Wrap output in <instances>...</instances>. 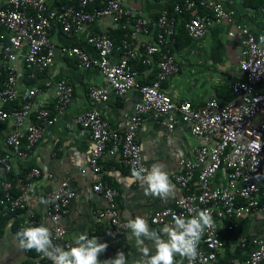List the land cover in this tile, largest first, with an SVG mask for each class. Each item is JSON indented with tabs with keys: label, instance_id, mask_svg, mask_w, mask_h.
<instances>
[{
	"label": "built area",
	"instance_id": "built-area-1",
	"mask_svg": "<svg viewBox=\"0 0 264 264\" xmlns=\"http://www.w3.org/2000/svg\"><path fill=\"white\" fill-rule=\"evenodd\" d=\"M62 1L65 5L59 9L51 8L48 0H8L6 4H0V126L11 123L15 127L4 141L7 151L0 155V207L5 208L7 214L23 212L21 227L41 225L37 213L29 206V194L35 180L43 176L42 170L32 168L26 175L7 181H1V177L11 173L13 157L28 160L42 141L46 128L56 122L52 110L38 100L42 88L19 87L17 63L24 61L26 68L33 70L29 77H35L37 72L43 73L55 63L58 50L52 42L55 26L65 37H70L89 24L109 18L128 31L121 47L116 46L109 34L88 40L97 52V59L77 46L59 47L61 54L74 58L80 69H96L106 80L105 85L89 89L92 109L71 123V127H82L90 133L92 149L88 168L98 177L92 190L107 203L97 215L99 219H109L120 234L128 229V221L120 219L117 190L100 178L101 160L105 156L117 157L120 165L130 172L132 168L149 169L139 143V131L146 116L156 119L169 131L184 124L193 136L203 139V145L195 149L192 157L179 161L182 172L177 173L174 180L180 188L187 189L197 177L200 192L186 195L174 206L143 218L148 224L164 226L172 222L174 214L190 218L197 210L211 209L216 227L205 231L195 264H218L225 243L217 222L264 215V43L260 40L264 31L257 33L240 23L237 11L227 7L226 0H183L175 5L176 15L198 8L210 12L196 16L186 24V31L193 40L203 39L209 28L219 23L235 26L242 37L239 69L243 79L230 84L231 99L220 102L213 98L202 109H196L187 100H174L163 87L180 72V64L172 51L177 18L168 9L152 21L148 16L126 8V0ZM98 3H101L99 8ZM260 23L264 30V8ZM152 36L154 40L147 42L144 50L137 47L141 37ZM133 62L155 69V80L143 83L140 80L142 71L135 68ZM45 87L51 88L52 83L46 82ZM54 87L55 111L61 114L73 97V88L66 80H60ZM133 90L139 92L140 99L135 103L127 129H113L101 107L111 95L123 98ZM81 171L84 173L85 169ZM219 173L224 174L223 185L213 183ZM76 197L77 191L68 180L52 192L39 196L40 202L47 201L44 218L55 225L53 244L66 250L73 243L67 240V230L61 221ZM246 242L247 239H243L241 246L245 247ZM254 244L256 248L246 264L264 263V241L254 240ZM31 264L49 263L38 260Z\"/></svg>",
	"mask_w": 264,
	"mask_h": 264
},
{
	"label": "crops",
	"instance_id": "crops-1",
	"mask_svg": "<svg viewBox=\"0 0 264 264\" xmlns=\"http://www.w3.org/2000/svg\"><path fill=\"white\" fill-rule=\"evenodd\" d=\"M7 1L0 0V4L4 5ZM182 1L126 0L125 5L126 8L142 13L154 21L164 9H168L170 6L175 7ZM48 3L53 9H59L65 5L62 0H48ZM226 6L235 8L240 23L257 33L264 31L260 23L263 9L256 10L248 7L242 0H226ZM206 14H210V12L198 8L192 12L173 15L177 18V25L181 26L183 18H189L188 22H190L194 17ZM188 22L184 24L185 28ZM120 29L125 34L128 32L111 19L103 18L96 23L87 25L81 32L65 37L60 28L55 26L52 32V42L58 50L55 63L50 69L43 73L37 72L35 77H29L33 70L26 68L22 60L17 63L19 87L21 89L42 88L43 93L38 97V100L42 105L52 110L56 122L53 126L46 128L42 141L28 160L21 161L19 158L13 157L10 164L16 169L22 167V171L28 167L42 170L43 176L35 180L34 187L29 194V206L37 213L41 224L49 227L52 237L55 225L51 220L44 218L46 207L39 201V196L52 192L61 182L68 180L77 191V197L61 221L67 230V240L74 244L73 238L79 234L86 233L89 238L95 236L99 242L109 244L107 251L99 257L101 261L115 258L118 251H123L127 256L128 264H136L140 253L137 251L135 239L130 236V230L127 229L120 234L109 219H99L97 215L100 209L106 208L107 203L92 190L98 177L88 168L92 149L90 133L82 127H71L72 121L77 116L86 113L93 107L89 89L93 86L105 85L106 80L98 70L80 69L74 58L61 54L59 51L61 46H77L87 51L93 59H97V52L89 44V38L102 34H109L112 37ZM153 40V36L141 37L136 45L139 49L144 50L147 42ZM242 51V37L235 26L226 23L212 25L203 39L193 40L190 45L177 53L176 58L180 64V72L163 84L165 92L176 101L191 102L196 109H202L206 102L213 98L220 102H227L228 100L222 96L223 88L229 87L235 80L243 79V73L239 69ZM138 63L133 62L134 67ZM137 69L139 68L137 67ZM155 77L156 70L146 67L142 71L140 80L149 84L155 80ZM60 80H66L73 88V97L61 114L55 111L54 90V86ZM48 81L52 83L51 88L45 87ZM139 99V92L134 90L123 98L111 95L109 101L101 107V111L113 129L125 131L134 113L135 103ZM33 117L35 118V114ZM14 128L11 123L0 126V155L7 151L4 141ZM139 143L142 146L144 161L149 169L157 163L165 166V171L169 174L170 181L174 185V191L167 199L163 200L145 196L146 186L140 182H130V170L121 166L117 157L105 156L101 160L102 175L100 178L117 190L120 219L124 221L134 219L136 216L145 217L162 208L174 206L178 199L200 192L197 177L193 178L187 189L180 188L174 180V176L182 172L179 161L182 158L192 157L195 149L203 145V139L193 136L189 127L179 124L174 131H169L159 121L148 115L139 131ZM81 169H85V172L82 173ZM224 182V174L219 173L213 183L223 185ZM2 209L0 264H31L38 260L52 264L51 260L38 254L35 250L29 251L20 248L17 237L19 231L16 228L21 226L23 212L7 214L6 209ZM149 227L155 230L163 228V226L151 224ZM217 227L225 243L219 253L218 264H246L247 259L256 248L254 240L264 241V215L261 214L237 220L219 221ZM243 239H247L245 247L241 246ZM146 243L154 252L153 245L150 242ZM176 260L178 264H188L187 259H182L179 255L176 256Z\"/></svg>",
	"mask_w": 264,
	"mask_h": 264
},
{
	"label": "clouds",
	"instance_id": "clouds-1",
	"mask_svg": "<svg viewBox=\"0 0 264 264\" xmlns=\"http://www.w3.org/2000/svg\"><path fill=\"white\" fill-rule=\"evenodd\" d=\"M260 40L264 43V36ZM129 180L146 186L145 196L163 200L174 191L165 166L159 163L153 164L150 169L132 168ZM41 203L47 201L41 200ZM215 227L212 210L209 208L197 210L190 218L174 214L172 222L160 230L151 229L147 220L141 216L129 219L127 223L130 236L135 239L140 253L136 264H178L177 255L186 258L188 264H195L200 255L199 243L205 231ZM17 237L21 249L35 250L51 260L52 264H128L123 251H118L115 258L101 261L99 257L107 251L109 244L99 242L95 236L89 238L86 233L75 236L73 246L67 250L53 244L51 230L43 224L24 227L17 233ZM146 242L153 245L154 252Z\"/></svg>",
	"mask_w": 264,
	"mask_h": 264
},
{
	"label": "trees",
	"instance_id": "trees-1",
	"mask_svg": "<svg viewBox=\"0 0 264 264\" xmlns=\"http://www.w3.org/2000/svg\"><path fill=\"white\" fill-rule=\"evenodd\" d=\"M244 2L246 4V6L251 7L253 9H256V10H262L264 8V0H244ZM256 2H257V4H256ZM97 7L98 8L101 7V3H98ZM168 9L172 15L175 14L174 6H170V7H168ZM189 20H190L189 18H183V22L181 23V26L176 25V42L172 46V51L175 55V58H176V55L179 51H181L183 48H185L186 46L190 45L193 42V39L188 35L186 28L184 26V24L186 22H188ZM124 35H125V32L120 29L117 32H115L114 35L112 36V38L115 40V44L117 47H121L123 45L122 40L124 39ZM176 60H177V58H176ZM135 67L136 68L138 67L141 71H144L146 68L145 66H143L141 64V62L136 64ZM223 91H224V94L222 96L225 99L230 100L231 95H230L229 87H224ZM21 168L22 167L16 169L15 167H13L10 174H8V175L3 174V177H1V181L11 180L15 176H24L32 169V168L28 167L27 169H25V171H22ZM0 211H1L0 221H3V218H2L3 209L0 208ZM1 226H3V224H0V227ZM23 228L24 227H21L19 225L16 229H18V231H20Z\"/></svg>",
	"mask_w": 264,
	"mask_h": 264
}]
</instances>
